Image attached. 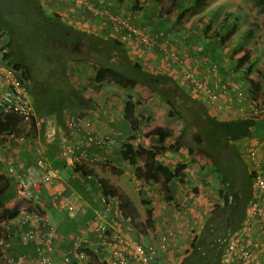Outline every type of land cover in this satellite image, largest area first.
<instances>
[{
    "label": "trees",
    "instance_id": "obj_1",
    "mask_svg": "<svg viewBox=\"0 0 264 264\" xmlns=\"http://www.w3.org/2000/svg\"><path fill=\"white\" fill-rule=\"evenodd\" d=\"M123 1L124 0H119V2ZM130 1V9L133 11L141 9L142 5L150 4V1L156 2L158 0H144L142 3L141 0ZM62 2L68 5L80 6L85 12L90 13V11L82 5L70 3L66 0H62ZM257 3L259 5V10L264 11V0H257ZM170 5H172V8L167 7V9H164L165 14L167 15L171 12L175 13L174 22H172L171 27H175V32L179 30V34L183 35L184 29L182 25H179L183 16L187 13L198 12L206 6V0H170ZM212 8L213 7H211V9ZM155 10L157 11L156 15L158 17L161 7H155ZM110 11L113 12L111 9ZM32 15L36 17L34 22L35 20H43L42 27L46 28L44 38L47 41L53 40V43L56 42L58 48L62 47L60 52L63 51L64 53H68V56H66L63 61L69 63L77 61L75 65H79L81 62H88L90 65H94V83L97 88L102 86L103 79L101 78L106 74L110 76L112 80L115 79L116 82H119L122 87L128 89L127 91H130L129 89L135 87H140L146 90L145 95L143 94L138 103L133 101V95L131 93H125L124 96L123 94L118 95L117 91L113 89H109L106 92L103 91L101 96L103 97L104 102L113 95L115 97L123 96V98H125L122 119L126 122L131 134L128 137L129 141L121 144L118 154L122 161H126L131 165L133 175L138 181L141 183L154 182L160 175L164 180L176 177L179 182L182 181V177L179 173L184 168V164L176 162L174 168L169 170L166 165L162 166V162L158 160V155H161L165 150L175 152L179 148H185L188 155L195 153L207 158V164L204 165L205 167L203 169L200 168V171L211 173L217 180L216 182L219 185L218 195L221 198V202L220 204H213L209 214L205 217L204 224L199 232L200 236L198 237V235H194L191 238L189 242V250L185 252L177 264H221L220 254L225 239L239 223V219L242 216L251 195V185H253V173L245 162L244 155L247 142L244 141L253 138L252 136L255 134V131L260 127L259 124L261 125L258 121V117L232 118L231 116H227V113L229 112L233 114L238 107H245L247 109L250 107V103H254V100L264 104V97L260 98L257 95V92L260 89L258 76H255V73L253 74V72H251L254 62L256 61L255 57H253V61H250L248 55L242 53L238 56L237 62L230 66L231 69L229 67V71L227 69L225 73L219 71L221 67L218 64L219 57L213 53H215L217 49L216 43L221 45L223 41L227 40L232 31L230 26L225 28L226 16L228 15L222 17L223 22L218 26L221 33L216 34L214 31L211 37L207 36V25H204V29L203 27L200 28L201 30L199 29L200 34L199 38H197V35L194 33L198 30V25L195 24L193 30L194 35L186 36V39H188L187 42L190 43L193 48L195 46L196 53L193 54L196 58L199 55L198 59H201L200 65L196 67L192 66L194 64L193 59H188L182 56L181 53L173 47V51L177 56L171 65H177L176 59L181 61V65L172 76L163 72L146 70L138 61L132 60L124 48V43L118 41L116 38L107 36L109 35V24L107 21V35L104 38L99 35H94L93 33L76 29L71 25L64 23L61 21L60 15L56 12L47 13L42 6L41 0H0V30L8 37L7 51L1 53L0 57H2V59L15 70H19L21 72L20 78L25 82L30 76V68L21 61L20 54L13 53L12 48L16 47V42L13 37V34L15 33L14 22H16L15 19L18 20L20 17H30ZM123 15L127 16V14ZM206 15L207 14H205V16ZM128 16L134 19L136 15ZM42 27H39V30H43ZM248 30H245L242 33V40L237 43V46L234 49H231V55L242 48L243 45L241 46V43L247 38ZM163 37L164 36H162V38ZM197 44H200V47L199 45L196 46ZM198 49L201 50V53L198 52ZM67 50H69V52H67ZM151 50L153 49H150V51ZM228 58H231V56ZM202 60L204 61L203 63ZM80 69L81 68L76 67L75 72ZM66 70L65 67L63 72L69 74ZM182 70H186V72L190 73L191 78L193 79L203 81L206 79L204 85L207 87H210L212 83H216V87L213 88V93L216 94L219 101H227V104L229 105L228 112L223 109L217 111L216 105L212 104V102H209L207 99L201 100L198 97L191 96L189 94L191 88L188 83V77L183 78V76L178 74ZM70 74L72 75V73ZM210 92L212 93V90ZM152 95L170 106L167 111L168 115L176 114L183 120V126L179 136L175 137L174 142L169 143L168 145H165L162 142L161 130L152 131L151 140H154L156 143L151 147L144 146L142 144L143 142L141 143L139 141L135 143L133 141H138L140 136H144L141 133L140 118L136 116L135 109L140 102H144V100ZM50 100L53 102L52 106L54 105L55 108L47 109V112H55L56 117L60 120L66 106L65 104L68 103L69 99L64 98L61 95H54ZM37 111L41 113V111L43 112L44 110L38 108ZM78 116V114H73L70 121L76 122ZM23 118L24 117L18 113L3 112L0 108V139L24 142L29 135L32 134L35 136V133L38 132L36 124L37 118L30 117L27 120H24ZM80 119L81 118L78 119L75 125H68L69 130H72L73 133H76L77 135L80 133V136H85L83 138L85 142L78 149V152L82 149L85 150L87 146L92 145L93 143L97 144L96 141L98 139L109 137L110 140L108 143H106V139L105 143L100 142L98 145L102 148L111 147L114 142V137L112 135L97 137L89 130V125L84 126L80 123ZM62 128L67 129L65 125H62ZM81 131H83V133H81ZM87 131H90L92 137H95V139L97 138L93 143L88 142L85 139ZM10 134L13 135L10 136ZM38 134L41 136L42 140L45 141L44 139H46V135H44V131L42 130ZM66 142L73 143L70 140ZM58 145V141L52 145H47L49 149L47 155L50 156L55 152ZM62 145H60L61 149H59L60 155L65 161H67L65 159L66 156L63 155L64 148ZM239 148L242 150L241 153L238 151ZM39 158H42L43 160L46 159L44 155H40ZM72 166L73 171L79 173L81 177L90 174V184L97 185V188L101 193L106 195L117 194L121 200L119 207L123 210V216L119 219V224H121V226L129 224L132 228L131 230H133L137 221L133 214L127 216L128 212L125 204L128 199L126 196L119 192L116 187H112L107 180L98 178V175L94 173L93 169L87 167L86 164L74 163ZM9 167L17 169L13 165ZM118 172L121 173V170H118ZM204 173H202V175ZM8 185L9 180L0 175V194L8 187ZM141 201L147 203V200L143 196H141ZM3 210V213L6 214L7 210L4 208ZM92 214L93 213H90V215ZM225 216H228L230 219L228 224L230 230H225L224 233H221L222 236L220 239L207 246L206 243L213 239V236L215 237L217 235L214 233L216 221L221 218L225 221L226 219L223 218ZM22 225H24V223ZM3 228L5 229V227ZM69 229L70 228L65 230L62 229V226H59V231L61 232L65 231L66 233ZM93 232L96 238L97 231L94 230ZM2 237L5 240L8 239L9 241H12L7 233H4ZM15 237H18L17 233H15ZM15 239L16 238L13 239V243L17 241V239ZM20 243L22 245H17L18 248L16 249V252L9 251L8 256L6 255L10 264H20L15 263L17 257L14 258V256H17L18 253L28 251L27 249H29L28 246L26 247L25 244L22 242ZM88 243L89 242L83 243L82 245V249L85 250L89 256L88 264H109L100 259L102 254L99 253L98 247L93 250L87 246ZM6 246L7 249H10V245Z\"/></svg>",
    "mask_w": 264,
    "mask_h": 264
},
{
    "label": "crops",
    "instance_id": "obj_2",
    "mask_svg": "<svg viewBox=\"0 0 264 264\" xmlns=\"http://www.w3.org/2000/svg\"><path fill=\"white\" fill-rule=\"evenodd\" d=\"M93 1L96 2V0ZM109 1L111 2L110 9L114 13H120V10L124 8L122 2H119V0ZM41 3L42 6L47 5L48 7L52 8L53 12L58 13L60 15L61 21H63L64 23L69 24L76 29L86 31L88 33H93L94 35H99L104 38L106 37L107 22L103 17H95L92 14L85 12V10H83L82 8H78L74 5H68L62 2V0H41ZM211 4L212 3L209 4L207 1L206 7L201 11L195 13V15L201 16L205 15L206 13L210 14V8L213 7ZM149 6L150 4L142 5V9L140 11L143 18L135 16L134 18L138 19L134 20V22H139L138 20H140L141 18L139 24L145 26L150 32L160 31L163 34H166L168 36L169 42L166 46L172 45L177 49L179 53H181L182 56L188 59H193L195 65L193 64L192 66L196 67L200 65L201 59H198L199 55L197 56V58L196 56H194L193 53H196L195 46L193 48L192 45L187 42V35L179 34V30L176 31L178 33L177 35L175 34L176 36L173 35L175 31H173L171 25L172 22H174L175 13L171 12L170 14L164 15L163 18H159L156 15L157 11L155 10V7L152 9L148 8L146 10V7ZM239 8L243 9V11L240 12L237 16V21L241 20L242 17H246L248 19V22H251L255 17V8H250L251 11H246L244 6L241 4L239 5ZM133 11L134 13L129 15H135V12L139 10ZM240 28L241 27L235 26L234 29L235 31H237ZM161 38L162 36L156 39V44L153 45V47L151 48L153 50L151 51L150 49H142L134 41L125 42L124 48L128 56L132 60L138 61L144 69L172 75L178 69V67L169 65V62H167L165 55L158 48V46L160 44H163L164 42V39ZM227 40L223 41L221 45H218L216 43L217 49L215 53H213L219 57L218 64L221 66L219 69L220 72L225 73L226 69L229 71L231 69L230 66H232L233 63L237 62L238 56L242 53H246L248 55V59H250V61H253L254 55L250 54L251 50L248 49L249 45L247 42L241 43V46L244 44L242 48L238 52L232 54L231 58H228V55L231 54L230 49H234L237 46V43L240 42V40L237 41V39H233L230 40V43L227 42ZM6 47L7 43L4 42L3 33L0 30V53H5L7 51ZM88 65L90 64L81 62L79 65H76V67L86 69L87 67L89 68ZM171 67H174L173 71ZM81 72L84 71L82 70ZM138 90L140 89L133 88V90H130V92L128 91L126 93H131L135 98L138 97L136 99H139L140 95L137 96L135 94V92H137ZM103 91L106 92L107 90H103L100 88L95 92L97 95H90L84 87H81L79 91L77 89H73V87L72 89L54 87L53 93H48L49 97H47V100L42 99L41 93L39 92V96L36 97L38 100L44 103L41 106L38 105V108L44 111H41V113H39L36 109L33 108L36 113L35 117L37 118L36 124L38 127V132L35 133V136L31 134L32 136L27 137L25 139L26 141L24 142L0 139V175L6 177L9 180V185L12 183V185L15 187L13 194L6 193V189L8 187L0 194V204L5 210H7L5 215L8 214L7 216H9L11 211H15V213H11L9 218L2 220L1 226L4 230H2V234L7 233L11 237L10 239L12 241H9L8 239L5 240L3 237H0V245H10L11 251L15 252L18 248L17 245H22L20 242L25 244L26 247H29V249H27L28 251L18 253L17 256H14V258L17 257L15 263L37 264L35 260L38 251L36 249L35 243L33 241H25L21 237V234L24 232V230L33 228L34 224L37 223L34 217L35 214H42L44 216V221L55 228L53 236L54 241L52 242L51 247H49L48 244H46L48 248L46 246H43V251L51 255L53 259H55V264H57V262L60 264L61 254L65 251L70 252L72 250L74 241L84 232L85 229H88L90 235L88 241L89 243L87 244V246L93 250L98 247L99 253L101 254V246L97 243V240L94 236L93 225L97 219L99 221L107 220L114 214V208L117 203L118 205L119 203H121V200L119 199L117 194H114L116 199L109 202V204L112 206L111 209H108L105 205H102L99 199L101 192L97 188V185L90 184L91 182L89 179L91 177H81L79 173L73 171V166L68 160L69 156L65 155V159L67 160L65 161L60 155L59 149H61L60 145H62V143L63 148L64 146H69L73 150L78 152V149L85 142L83 139L85 136L82 137L79 135L80 133L77 135L76 133H73L72 130H69L68 125L73 114H78L79 116L77 117V121L79 118H81L80 123L84 126L89 125V130L92 131L95 136L104 137L105 135H112L114 137V142L109 148H102L96 143L87 146L85 150L88 154V158H90L91 161L85 164H88L89 166L87 167L93 169L94 173L98 175V178L107 180L112 187H116L118 191L125 195L128 199L127 203L125 204V206H127V216L133 214L137 223L135 224L134 222V229L128 230L127 235L135 237L137 240L145 243L155 240L158 232H169L170 235L168 247L166 251L162 253V256L157 257L155 258V260H153L154 264H177V262L185 254V252L189 250V242L191 240V237L200 232V230L202 229L201 223H198L195 230H189V228L193 227L192 223L197 221L201 222L202 220H204L212 209L213 204L216 203V200L211 201V199H207V197H201L200 195L193 193L192 190L187 192L186 195L183 194L180 191V186L182 187V184L173 183V187L171 182L172 179L168 178L167 180H164L161 175L154 181L155 184L151 185V183H141L134 177L133 172H131L129 176L132 180H134L133 186L135 187L126 182V180L124 179L126 178L124 173H126L125 169L127 168V162L122 161L118 154L121 144L129 141L128 137L131 134L129 132V127L122 119L125 100L122 99L123 96L115 97L113 95L108 99L111 100L110 105L107 101L101 103L100 97L102 96ZM54 95H61L64 98L69 99L68 103L65 104L66 106L60 120L56 117L55 112H47V109L55 108L54 105V107L52 106L53 102H51L50 100ZM101 99H103V97H101ZM148 101L153 102V97H148ZM136 110L137 109H135V111ZM258 121L259 123H261V125L259 124L260 129L258 128L255 131V134L252 136L253 138H250L248 140L246 139L244 142H247L248 144L254 143L258 145V153L260 154V156H262V164L264 170V120L263 118H259ZM76 122H74V124ZM62 125H65L67 129H63ZM174 125H176V121L171 122V126L175 127ZM42 130L44 131V135H46V139H44L45 141H43L41 136L38 134ZM81 133H83V131H81ZM172 135L174 137H177V135H175L174 133H172ZM146 137L147 136H140V139H138V141H133L135 143L139 141L141 143L143 142L142 144L147 147H151L156 143L150 142ZM148 137L151 140L152 137ZM68 140L73 143L66 142ZM57 141L59 142L57 150L50 156L47 155V153L49 152L47 145H52ZM162 142L163 144L168 145L169 143H172L174 141L171 140V137H169L163 138ZM40 155H44L47 163L53 169L58 170V174L50 182L43 185L42 195L39 201L28 203L27 201L21 200L17 195L16 186L14 185L15 173H10L8 171V168L11 164H16V172L21 173L25 169V167L34 164V162ZM103 159L106 160V162L109 163V165H111L113 168L116 167L117 171L121 170V176L119 178L117 176L113 178V175L107 170L101 171V168H99L97 163L104 162ZM158 160L162 162H160L162 166L166 165L169 170H172L174 168L176 162L184 164V168L181 171V173L184 174V176L182 177V181L186 177H189V182L191 184L194 181L197 182L194 174H190V160L188 152L185 148H179L175 152L165 150L161 155H158ZM61 170H67L68 174L65 173V177H63L61 175ZM71 179H74L75 185L70 182ZM158 180H160V182ZM130 186L133 187V191L130 189ZM260 192L261 195H264V190H261ZM53 194H60L59 196L69 197H73V195L78 196V199L81 201L82 206L76 210H67L65 208L55 207L52 203ZM252 194L253 193L251 192L250 198L252 197ZM141 196H143L147 200V203H143L141 201ZM170 200L172 201L170 202ZM172 204H178L180 207H182L183 210H185V214H175L174 211L172 212ZM247 209L248 202L242 216L239 219L237 229L241 223L243 216L246 214ZM56 210H65L64 215L68 213L71 214V217L77 216L79 218L80 214L88 212L93 214L90 215L87 224L83 225L82 227L78 226L76 228L73 226L65 233V231H59L61 222L59 218L55 217L54 212ZM180 214L183 217H181ZM187 214L189 215L188 219H186ZM25 215H28L30 217L28 221H23V216ZM172 217H175L176 219H170ZM23 223L24 225H22ZM3 227H5V229ZM167 227H171L172 229H169ZM121 229L123 230L124 227L121 226ZM219 229L220 228H218V230ZM225 229L230 230L229 225H226ZM237 229L234 228L230 233L236 231ZM250 229H252L251 233L253 236V241L249 242L248 244L253 249L257 264H264V203L262 202L259 204L258 213L255 214L254 220L251 222ZM15 233L18 234V237H15ZM256 233H258V235ZM14 238L17 239L15 243H13ZM210 243H214V240H209L206 245L209 246ZM223 257L225 258L226 256H221V258ZM75 263L76 257L71 253L69 264ZM231 263L240 264L235 260H231ZM249 264L253 263L251 262Z\"/></svg>",
    "mask_w": 264,
    "mask_h": 264
},
{
    "label": "built area",
    "instance_id": "obj_3",
    "mask_svg": "<svg viewBox=\"0 0 264 264\" xmlns=\"http://www.w3.org/2000/svg\"><path fill=\"white\" fill-rule=\"evenodd\" d=\"M70 3L84 6L90 13L98 18H104L108 24V34L113 36L118 41L125 43L127 41H134L142 49H151L156 44L158 37L164 36L163 44H160L158 48L170 61L174 60L175 52L169 45L168 36L162 32H150L145 26L134 22V19L130 16L123 15L121 13H113L110 11L111 2L108 0H66ZM178 64L181 63L179 59H176ZM20 72L8 65L5 60L0 57V108L3 112H15L22 115L24 120L30 117H35V110L28 98V91L24 81L20 78ZM183 78L188 77V83L190 85V92L199 99H207L212 104L216 105L217 111L223 109L228 112L229 105L227 101H219L216 94L213 93V88L216 87V83H212L210 87L204 85L205 81L191 78V74L182 70L178 73ZM212 90V93L210 92ZM212 108V106H211ZM227 116L235 117H258L264 118V104L254 100V103H250L249 108L238 107L237 110L231 114L227 113ZM40 122V121H39ZM70 125H75L70 121ZM13 134H10L12 136ZM88 142H94L96 139L90 135V131H87L85 138ZM107 139V142H106ZM109 138L98 139L97 144L108 143ZM264 151V145H263ZM257 144L246 143L245 147V162L253 173L252 182V197L248 200V209L243 216L238 229L230 233L225 239L223 245V252L221 256H226L220 259L221 264H232L231 260H235L240 264H257L253 249L248 244L253 241L251 233V222L254 220L255 214L258 213L259 204L264 203V195H261V190H264V170L262 164V156L258 153ZM64 155L69 156L68 160L71 164H85L91 161L85 150L76 152L71 147H64ZM86 166H89L86 164ZM14 167H9L10 173H15L14 185L16 186L17 195L21 200L28 203L39 201L42 195L43 185L54 179L58 170L53 169L47 161L42 158L36 159L34 164L28 165L25 169L18 173ZM91 175L88 174L87 177ZM60 194H53L52 203L55 207L65 208L67 210H76L82 206L78 196H59ZM102 205H105L108 209H111L109 202L115 200V195L103 194L99 196ZM123 210L119 207L118 203L114 208V214L107 220L99 221L98 219L93 225V229L97 231L96 239L97 243L101 246L102 261H106L109 264H154L155 258L162 256V253L166 251L169 243V232H158L156 239L149 242H141L135 237L127 235L128 230H131L129 224L123 225L124 229H121L119 219L123 216ZM35 221L33 228L26 229L21 234V237L25 241H33L38 251L35 262L37 264H55V259L43 251V246L46 244L51 247L54 241L55 228L44 221L42 214H35ZM29 216H23V221H28ZM119 227V229H118ZM45 228V229H43ZM89 231L85 229L84 232L74 241L72 250L70 252H63L61 254L60 264H69L71 259V253L76 257L75 264H88L89 256L82 249L83 243L89 241ZM47 247V246H46ZM48 248V247H47ZM105 252V253H104ZM230 259V261H229ZM57 264H59L57 262Z\"/></svg>",
    "mask_w": 264,
    "mask_h": 264
},
{
    "label": "rangeland",
    "instance_id": "obj_4",
    "mask_svg": "<svg viewBox=\"0 0 264 264\" xmlns=\"http://www.w3.org/2000/svg\"><path fill=\"white\" fill-rule=\"evenodd\" d=\"M143 1L144 0H141V3ZM208 2L210 3L214 2L213 4H211L213 8L212 9L210 8V12H211L210 14L207 13L206 16L205 15L197 16L195 15L196 12H194L190 14L187 13L185 16H183V19L179 23V25H182L184 29L183 31L184 35L192 36L193 30H194V24H197L198 30H196L194 33L197 35V38H199V34L201 30L200 28L203 27L204 25H207V30H206L207 36L211 37L214 31L216 32V34L221 33V30H219L218 25L222 23V17L226 15V12H229V13L242 12L243 9L239 8L240 4L244 6L246 11H251L250 8H255V17L253 18L251 22H248V19L246 17H242L241 20H238L235 23L233 19H229L228 22L225 24V28L229 27L231 24H237L236 26L241 27L239 30L233 31V34L230 35V37L227 40V42L229 43H230V40L237 39V37H240L245 30L249 29L247 40H251L250 41V46H251L250 54L254 55L255 60H256L251 69V72H253V74L255 73L254 74L255 76H258V82L260 84V89L258 90L257 95L260 98H263L264 97V11L259 10L258 8L259 5L257 3V0H208ZM149 3H150V6L146 7V10L148 8L152 9L154 7H161L160 14L158 15L159 18H163L164 15H166L164 9H167V7L172 8V5H170V0H158L156 2L150 1ZM122 4L124 8L120 10L121 14L129 15V14L134 13V11L130 9V6H131L130 0H124ZM76 7L81 8L80 6H76ZM43 8L46 10L47 13L53 12L52 8L48 7L47 5L43 6ZM141 9L135 12V15L143 18L141 15V11H140ZM232 15H234V13H232ZM34 19H36L34 15L30 17H20L18 19L20 21L15 19L16 20V22H14L15 23L14 25L15 33L13 34V37L16 42L15 43L16 47L12 48L13 53L20 54L21 61L25 63L28 66V68H30L29 70L30 76L28 79H26L25 84L29 91L28 98L31 104L33 105L34 109L37 110L38 105L41 106L44 103L38 100L36 97V96H39V92L41 93L42 99L47 100V97H49L48 93H53L54 87L55 88H69V89H72L73 87V89H77L78 91L81 87H84L85 90L90 95H97L95 92L98 91L100 88L103 90L104 89L116 90L118 95L123 94V96L126 92H128L127 91L128 89H125V87H122V85H120L119 82H116L115 79L112 80L110 76L106 74L103 75V77L101 78L103 79L102 86L97 88L94 83L95 81L94 69H92L94 68V65H88L89 68L87 67L86 69H80L77 72H75L76 70L75 64L77 63V61H74L73 63L63 61L66 58V56H68L67 55L68 53H64L63 51L60 52V49H62V47L58 48L56 42L54 43L52 42L53 40L47 41L44 38L46 28L42 27L43 20L41 19L35 20L34 22ZM140 20L138 21L140 22ZM39 27H42L43 30H39ZM172 29L173 31H175V28H172ZM175 34L177 35L178 33L174 32L173 35L176 36ZM110 37H113V36H110ZM3 40L6 43L8 42V37L4 32H3ZM245 42L247 41L245 40ZM67 52H69V50H67ZM230 56L231 54L228 55V57ZM85 63H88V62H85ZM168 64L171 65L170 63ZM65 67L67 69L66 71L69 74H66L65 72H63V69ZM171 68L173 71L174 67H171ZM82 70L84 72H81ZM70 73H72V75ZM135 88L140 89L137 92H135L137 96L140 95L139 97L141 98L143 94L145 95V91H146L145 89L140 88V87H135ZM150 97H153V102H150L148 101V99H146L144 100V102H140V104H138L136 107L137 110L135 111V114L136 116H138V118H140L141 133L144 136H147L146 137L147 140H149L150 142H154V140L151 141L148 136H151L152 131L161 130L162 139L171 137V140L174 141L175 137L172 135V133L177 135V137L179 136L180 131L183 126V120L176 114H173V115L167 114L168 113L167 111L170 108V106L167 103L162 102L161 100L156 98V96L152 95ZM140 98L136 99L133 95V101L135 103H138L140 101ZM122 99L125 100V98H122ZM100 101L101 103H104V100L101 99V97H100ZM107 101H108V104L110 105V100H107ZM172 121H176V125H174L175 127L171 126ZM29 136H32V135H29ZM238 151L241 153L242 150H240L239 148ZM104 159H103L104 162L97 163L99 168H101V171L107 170L113 175V178L116 176L119 178L121 176V173H119L116 170L117 169L116 167L113 168ZM189 160H190L189 165L191 167L189 168L190 174L192 173L194 174V176L197 179L198 184L197 182L194 181L192 185L189 182L190 180L189 177L188 178L186 177L185 179H183L182 182L177 181V178L173 177L171 178L172 186L174 187L173 183L182 184V187L180 186V191L183 194L186 195L187 192L192 190L193 193H196L200 195L201 197H205V198L207 197V199H211V201L216 200V203L220 204L221 198L218 195L219 185L216 182L217 180L212 176L211 173H208V172L204 173L200 171V168L203 169L205 167L204 165L207 164V158L194 153V154L189 155ZM11 165L17 167L16 164H11ZM125 170H126V173H124V175L126 178L124 179L126 180V182H128L129 184L133 186L134 180H132L131 177L129 176V174L133 171L131 165L127 163V168ZM65 173L68 174L67 170H61V175L63 177H65ZM202 173L204 174L202 175ZM179 175L181 177L184 176V174L181 172L179 173ZM158 181L160 182V180ZM70 182L73 185H75L74 179H71ZM150 183L151 185L155 184V182L153 181H151ZM132 186H130V189L133 191V187L135 186L133 187ZM14 190H15V187L11 183L6 189V193L13 194ZM171 201L172 200H170V202ZM171 206H172L171 207L172 212L174 211L175 214H179V213L185 214V210H183V208L180 207L178 204H174V205L172 204ZM64 211L65 210H56L54 212L55 217L60 219V222H61L60 226H62V229L67 230L68 228H71L73 226L75 228L78 226L82 227L83 225L87 224V222L89 221V218H90L89 212L80 214V218H79L77 216L71 217V214H68V213L64 215ZM3 212H4L3 207L0 204V237L3 236L2 234L3 229L1 227L2 220L9 218L11 213H15V211L14 212L11 211L9 216H7L8 214L5 215ZM188 216L189 215L187 214L186 219H188ZM181 217L183 216L181 215ZM174 218L175 217H172L170 219H174ZM204 220H202L201 222L200 221L193 222L192 223L193 227L189 228V230L190 229L195 230L197 228L198 223L199 224L201 223V226H203ZM220 220L216 221L215 223V226L217 225L220 228L219 230L214 231V233L216 234H221V231L225 229V222L223 221L222 218ZM167 228L172 229L171 227H167ZM235 229H237V226L235 227ZM256 234L258 235V233ZM195 235H198V237L200 236L199 232ZM6 247L7 246H4V244L3 246L0 245V264H10L7 256L9 254V251L11 252V250L7 249ZM222 252H223V249H222ZM221 254H220V259H221Z\"/></svg>",
    "mask_w": 264,
    "mask_h": 264
},
{
    "label": "clouds",
    "instance_id": "obj_5",
    "mask_svg": "<svg viewBox=\"0 0 264 264\" xmlns=\"http://www.w3.org/2000/svg\"><path fill=\"white\" fill-rule=\"evenodd\" d=\"M207 1H208V0H206V5H207ZM254 2H255V1H254ZM208 3L210 4V2H208ZM213 3H214V2H213ZM213 3H212V4H213ZM205 7H206V6H205ZM205 7H203V8H205ZM200 10H202V9H200ZM200 10H199V11H200ZM196 13H197V12H196ZM232 13H234V15H232ZM232 13L226 12V15H228V16H226V22H225V24L228 22L229 19H233L234 23L237 22V16L239 15V13H238V12H232ZM206 14H207V13H206ZM235 15H236V17H235ZM135 20H136V19H135ZM222 22H223V21H222ZM221 24H222V23H221ZM221 24H219V25H221ZM219 25H218V26H219ZM236 25H237V24H231V25H230V27H231L230 29H232L230 35L233 34V31L235 30L234 28H235ZM223 26H224V24H223ZM237 27H238V26H237ZM222 28H223V27H222ZM230 35L228 36V38L230 37ZM228 38H227V39H228ZM247 38H248V37H247ZM247 38H246L245 40L247 41V43H248V45H249V46H248V49L251 50V46H250V41H251V40H247ZM238 40L241 41V40H242V37H241V36H240V37H237V41H238ZM245 40H244L242 43H245ZM198 45H199V47H200V44H197L196 46H198ZM243 45H244V44H243ZM171 47L173 48L172 45H171ZM199 49H200V48H199ZM199 49H198V52H200ZM200 53H201V52H200ZM176 56H177V55L175 54V57H176ZM165 58H166V56H165ZM166 60H167V62H169L170 64H173V62H174V60L170 61V60H168L167 58H166ZM203 62H204V61L202 60V63H203ZM180 65H181V63H180V64L177 63L176 66L179 68ZM204 65H205V64H204ZM18 71H19V70H18ZM19 72H20V71H19ZM19 74H20V76H21V72H20ZM24 83H25V81H24ZM131 90H132V89H131ZM28 93H29V92H28ZM189 94H190L191 96H194L191 92H190ZM139 98H140V97H139ZM252 187H253V186L251 185V192H252Z\"/></svg>",
    "mask_w": 264,
    "mask_h": 264
},
{
    "label": "flooded vegetation",
    "instance_id": "obj_6",
    "mask_svg": "<svg viewBox=\"0 0 264 264\" xmlns=\"http://www.w3.org/2000/svg\"><path fill=\"white\" fill-rule=\"evenodd\" d=\"M223 218L226 219L224 222H225L226 225H228L229 222H230L229 217H228V216H225V217H223ZM218 221H219V220H218ZM220 221H221V220H220ZM226 225H225V226H226ZM218 228H219V227L216 225V226L214 227V231H215V230H218ZM225 230H226V229L222 230L221 233H224ZM221 236H222L221 234H217L215 237L213 236V240L216 241V240L220 239Z\"/></svg>",
    "mask_w": 264,
    "mask_h": 264
}]
</instances>
